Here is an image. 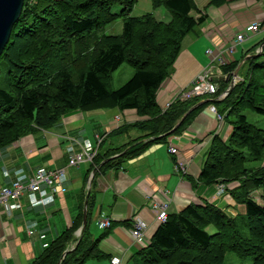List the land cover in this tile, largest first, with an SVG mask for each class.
<instances>
[{"label":"trees","instance_id":"obj_1","mask_svg":"<svg viewBox=\"0 0 264 264\" xmlns=\"http://www.w3.org/2000/svg\"><path fill=\"white\" fill-rule=\"evenodd\" d=\"M136 1H24L0 56V71L1 66L6 69V85L0 86V149L27 133L52 127L63 114L75 109H136L147 117L136 125L150 129L149 135L156 137L169 132L178 118L199 103L202 96L173 102L162 110L157 94L172 73L185 36L194 33L206 15H194V11L199 12L195 0H153L155 8L165 6L171 14L170 23H160L153 13L132 15ZM226 2L209 0V5ZM113 4L122 9L114 11ZM120 18L122 33L106 34V26ZM156 32H161L158 41ZM165 33L169 55H163ZM127 62L134 68L132 77L110 89L112 72ZM251 68L253 75L237 83L224 99L217 98L228 81L221 82L219 94L213 96L223 106L219 113L233 131L227 140L215 136L199 176V182L206 185L237 182L225 190L236 203L245 205V213L233 215L210 202H192L168 215L150 245L138 252L134 264H225L229 251L251 257L252 264H264V203L254 197V192L262 189L264 199V128L251 123L244 113L248 108L264 114V61L253 62ZM157 141L136 142L123 155L137 156ZM98 154L96 164L105 158L104 153ZM210 226L213 232L208 230ZM75 229L74 225L55 239L32 264H57ZM97 244L89 241L85 230L76 249L61 264H83L94 256Z\"/></svg>","mask_w":264,"mask_h":264},{"label":"crops","instance_id":"obj_2","mask_svg":"<svg viewBox=\"0 0 264 264\" xmlns=\"http://www.w3.org/2000/svg\"><path fill=\"white\" fill-rule=\"evenodd\" d=\"M195 2L200 13L195 11L194 15L204 14L206 20L194 33H189L195 38L185 36L172 73L158 91L157 104L164 110L167 103L198 97L182 95L192 91L195 79L211 68L215 74L212 76L210 72L209 79L217 84L218 92L200 95L199 103L159 138L149 135L150 129L136 125L147 118L136 109H75L63 114L52 127L27 133L0 149V188L18 178L27 179L40 167L65 168L66 172L62 181L64 190L52 193L42 184L34 192H24L12 211L0 205V264H32L74 225L76 229L67 245L78 240L80 215L88 195L86 236L98 244L94 256L83 264H112L115 257L120 258L119 264H134V258L144 248L133 235L136 224L143 221L146 225L147 247L161 224L157 216L164 203L168 204V214L180 212L192 202H210L233 215L245 213V205L236 203L226 187L221 190L219 183H201L199 176L215 136L227 140L233 131L226 118L219 120L213 110L215 107L219 113L223 107L213 98L219 94L220 83L230 75V80L234 78L237 84L246 78L241 69L248 62L252 67L253 62L264 61V0H227L221 6L209 5V0ZM254 22L261 25L260 29L231 51L237 34ZM257 50L260 55L242 65L241 78L233 75L236 68L226 69ZM219 67L223 74H218ZM228 89L229 83L217 99H224ZM196 109V115L177 132ZM97 136L103 137L98 153L109 159L120 158L108 166L104 165L105 158L99 164L88 160L69 166L71 154L97 147ZM154 140L158 141L137 156L123 155L136 142ZM171 147L176 151L171 152ZM104 220H109L110 225L101 227Z\"/></svg>","mask_w":264,"mask_h":264},{"label":"built area","instance_id":"obj_3","mask_svg":"<svg viewBox=\"0 0 264 264\" xmlns=\"http://www.w3.org/2000/svg\"><path fill=\"white\" fill-rule=\"evenodd\" d=\"M261 25L259 23H252L248 25L243 32L237 34L234 39V44L231 47V51L234 50V47L245 40L251 33L256 32L259 30ZM211 50H208L207 53L211 54ZM210 72L213 76L214 71L213 69L207 70L205 73L199 75L194 81V89L189 92H185L182 97L188 98L190 96H200L206 94H216L219 90V87L216 83H213L210 78ZM218 74H223L222 69L219 67ZM211 76V77H212ZM226 95V92L224 93ZM171 103H167L165 108H168ZM213 110L217 113V117L219 120H223L224 116L217 112L215 107ZM98 145L94 149H98L100 143H102L103 137L97 136ZM171 152H175L176 148L171 147ZM95 156V153H92L91 150L87 148H83L80 152L73 153L69 156L68 165L69 166H78L81 163L92 160ZM177 168L179 166L177 165ZM65 168H57L54 170H49L46 167L38 168L34 174L27 177V179L18 178L12 181L11 185H6L0 188V205L4 207L7 211H12L15 206V202L23 195L24 192H34L40 189L42 184H46L50 189L51 192L54 193L57 190H64L62 185V181L65 177ZM235 186V185H234ZM225 186L221 187V190H224ZM168 204L164 203L161 206V210L158 213L157 219L160 223H164L167 221L168 218ZM101 227H107L110 225L109 220H104L100 223ZM146 225L143 221H138L136 224V228L133 231V235L142 246H146V242L144 239V229ZM112 264H119L120 258H113L111 260Z\"/></svg>","mask_w":264,"mask_h":264},{"label":"rangeland","instance_id":"obj_4","mask_svg":"<svg viewBox=\"0 0 264 264\" xmlns=\"http://www.w3.org/2000/svg\"><path fill=\"white\" fill-rule=\"evenodd\" d=\"M114 5H119V4H113V6ZM113 8H115L114 11H120V9H122V6H114ZM146 13H153L154 20H156L160 23H166L167 24V23H170V21L172 20L171 14L165 6H159V7L157 6L155 8L153 5V0H137L131 14L134 16H139V15H143ZM193 13L196 15L195 11ZM159 28L161 29V28H163V26L159 27ZM122 31H123V20L121 18L117 19L113 23L108 24L105 28V33L108 35L120 34V33H122ZM158 33H161V32H156V34H155L157 41H158V38L160 37V35ZM190 35H191V37H194V38L196 36L194 34H189L188 38L190 37ZM164 38L166 39V33H165ZM167 39H166V42L162 44V45H164L163 55H169L170 46L168 44L169 41ZM256 53H259V51L257 50ZM166 59L167 58H165V60ZM263 59H264V55L262 57V60ZM257 62L258 61H256V63ZM133 73H134V68L128 62L123 63L118 69H116L115 71L112 72L111 79L109 81V88L112 90L117 89L118 87L123 85L126 81H128L132 77ZM241 73L243 76H246V79H249V77H251L253 75V70H252L249 62L241 69ZM5 85H6V69L4 68V66H1L0 86L3 87ZM244 113L247 115V117L251 123H253L256 126H259L261 128H264V114L257 113L256 111H254L252 109H248V108L245 109ZM91 152L95 153V156L92 159V161H94L98 155V149L97 150L92 149ZM219 184H220V189L222 186H225L226 188L227 187L234 188V185H236L237 182L230 183L228 185H225L224 183H219ZM262 193H263L262 189H258L254 192V197L261 204L264 203ZM228 194L230 195L229 192H228ZM199 204H203V203L199 202ZM234 213H236L235 209H234ZM208 230L211 232L214 231L212 226L208 227ZM77 241L78 240H75V242L73 241V243H71L70 246L67 245L66 247H64V251L68 248L73 249L75 247V246L73 247V245L75 243H77ZM64 251L62 253H64ZM73 251H74V249L71 252H73ZM71 252H70V254H71ZM69 257H71V256H69ZM225 264H252V258L251 257H249V258L240 257L237 254H235L234 252L229 251L227 253Z\"/></svg>","mask_w":264,"mask_h":264},{"label":"water","instance_id":"obj_5","mask_svg":"<svg viewBox=\"0 0 264 264\" xmlns=\"http://www.w3.org/2000/svg\"><path fill=\"white\" fill-rule=\"evenodd\" d=\"M24 1L25 0H0V56H1L4 48L6 47L7 43L9 42V39L11 37L14 24L17 22V20L19 19L20 15L22 13L23 6H24ZM259 55H260V53H253V54L247 55L238 64V66L236 67L233 75L237 76V78H241L239 76V71H240L242 65L246 61H248L250 59H254V58H256ZM227 81L229 82V89L228 90H229V93H230L231 90L236 85V82H235L234 78H232L230 80V75H228V77L226 79V82ZM159 137L160 136H158L156 138H159ZM108 160H110V159H107L106 161H108ZM87 203H88V197L86 198L85 203H84L82 225L80 226V228L77 231V235H78L79 239H78V241L76 243V246L73 249H75L78 246V244H79V242H80V240L82 238V235L84 234V232H85V230L87 228V222H88ZM73 249H70V248L66 249L64 251V253L62 254V256H61V258H60V260L58 261L57 264H61L63 259H64V257L70 251H72Z\"/></svg>","mask_w":264,"mask_h":264}]
</instances>
